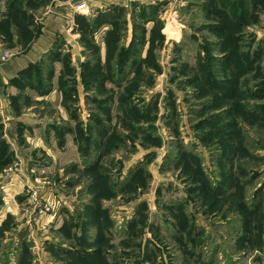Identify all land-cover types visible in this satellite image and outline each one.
<instances>
[{
  "label": "rangeland",
  "instance_id": "1",
  "mask_svg": "<svg viewBox=\"0 0 264 264\" xmlns=\"http://www.w3.org/2000/svg\"><path fill=\"white\" fill-rule=\"evenodd\" d=\"M213 1L74 14L9 81L0 264H264V0Z\"/></svg>",
  "mask_w": 264,
  "mask_h": 264
},
{
  "label": "crops",
  "instance_id": "2",
  "mask_svg": "<svg viewBox=\"0 0 264 264\" xmlns=\"http://www.w3.org/2000/svg\"><path fill=\"white\" fill-rule=\"evenodd\" d=\"M63 1L51 0V4L45 7L49 10L44 11L42 15H36L37 19H27V21H31V24L35 23L41 28L39 35H33L30 30L32 27L22 29V32L26 33L27 39L22 40L19 36L20 31L16 30V27L12 31L13 23L9 19L0 20V53L3 51L2 47L6 46L7 48L11 46L13 48L10 50L14 56L10 62L0 63V113H3L5 108H7L5 106L6 101L9 100V88L11 87L9 81L11 80L12 82V79L19 72L34 65L43 55H46L51 50V47L63 36L64 31L66 29L69 31V28H71L74 14L92 16V13L98 14L101 12L102 14H110L112 16L115 14L114 12L120 10L121 7L118 6L127 4L126 1L122 0H91L88 2L91 11L76 12ZM52 6L60 7L65 13L51 11ZM93 19H97V17ZM14 36L18 38L14 39ZM7 119L8 116L5 117L6 121Z\"/></svg>",
  "mask_w": 264,
  "mask_h": 264
},
{
  "label": "built area",
  "instance_id": "3",
  "mask_svg": "<svg viewBox=\"0 0 264 264\" xmlns=\"http://www.w3.org/2000/svg\"><path fill=\"white\" fill-rule=\"evenodd\" d=\"M91 0H64L63 2L66 3V5L71 6L74 11L76 12H89L91 11L90 6L88 5V2ZM118 1V0H117ZM126 2H131V1H142V0H122ZM13 54L6 51L3 56L2 60L7 62L12 58Z\"/></svg>",
  "mask_w": 264,
  "mask_h": 264
},
{
  "label": "trees",
  "instance_id": "4",
  "mask_svg": "<svg viewBox=\"0 0 264 264\" xmlns=\"http://www.w3.org/2000/svg\"><path fill=\"white\" fill-rule=\"evenodd\" d=\"M210 1H211V5H212V3H214V6L212 5V6L214 7V11H213L214 14H213V15H214V17H216L217 14H219V11H216V9H215V7H216V6H215V1H213V0H210ZM224 9H225V8H224ZM223 15H226V12H225V11L223 12ZM215 19H216V18H215ZM3 149H4V148H1V151H2V152H3ZM7 154H8V151H7L6 153L2 154V156H1V158H0V166H1L2 164H5L4 159L7 158V156H8Z\"/></svg>",
  "mask_w": 264,
  "mask_h": 264
}]
</instances>
